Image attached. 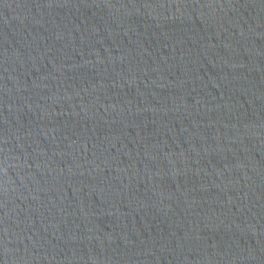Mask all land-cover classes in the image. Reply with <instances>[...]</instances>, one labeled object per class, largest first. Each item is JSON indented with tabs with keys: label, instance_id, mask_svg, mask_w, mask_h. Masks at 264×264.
<instances>
[{
	"label": "water",
	"instance_id": "water-1",
	"mask_svg": "<svg viewBox=\"0 0 264 264\" xmlns=\"http://www.w3.org/2000/svg\"><path fill=\"white\" fill-rule=\"evenodd\" d=\"M0 264H264V0H0Z\"/></svg>",
	"mask_w": 264,
	"mask_h": 264
}]
</instances>
